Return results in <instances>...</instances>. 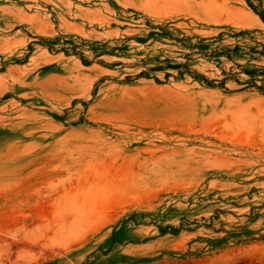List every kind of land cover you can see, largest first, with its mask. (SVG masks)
I'll return each instance as SVG.
<instances>
[{"label": "rangeland", "instance_id": "obj_1", "mask_svg": "<svg viewBox=\"0 0 264 264\" xmlns=\"http://www.w3.org/2000/svg\"><path fill=\"white\" fill-rule=\"evenodd\" d=\"M264 0H0V264H264Z\"/></svg>", "mask_w": 264, "mask_h": 264}, {"label": "trees", "instance_id": "obj_2", "mask_svg": "<svg viewBox=\"0 0 264 264\" xmlns=\"http://www.w3.org/2000/svg\"><path fill=\"white\" fill-rule=\"evenodd\" d=\"M262 19L264 20V17H262Z\"/></svg>", "mask_w": 264, "mask_h": 264}]
</instances>
